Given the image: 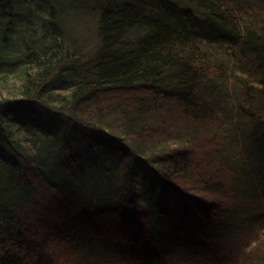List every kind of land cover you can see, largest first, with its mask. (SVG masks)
Returning <instances> with one entry per match:
<instances>
[{"label":"trees","instance_id":"trees-1","mask_svg":"<svg viewBox=\"0 0 264 264\" xmlns=\"http://www.w3.org/2000/svg\"><path fill=\"white\" fill-rule=\"evenodd\" d=\"M263 112L264 0H0V264H264Z\"/></svg>","mask_w":264,"mask_h":264},{"label":"rangeland","instance_id":"rangeland-1","mask_svg":"<svg viewBox=\"0 0 264 264\" xmlns=\"http://www.w3.org/2000/svg\"><path fill=\"white\" fill-rule=\"evenodd\" d=\"M260 117L262 118V119H264V112L263 113H261L260 114ZM264 233V223L262 222V224L258 227V229H257V233ZM262 251H260V250H258L256 253L257 254H259V253H261ZM221 253L223 254V255H226V256H231L232 258H235V256H236V249H233L232 247H230V248H228V249H222V251H221Z\"/></svg>","mask_w":264,"mask_h":264}]
</instances>
